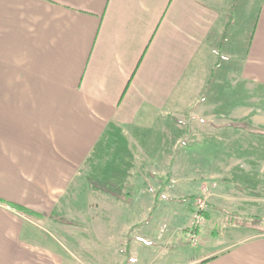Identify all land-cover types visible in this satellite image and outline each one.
Here are the masks:
<instances>
[{
  "label": "crops",
  "instance_id": "crops-1",
  "mask_svg": "<svg viewBox=\"0 0 264 264\" xmlns=\"http://www.w3.org/2000/svg\"><path fill=\"white\" fill-rule=\"evenodd\" d=\"M211 73L235 75L227 90L264 86V0H0V264H87L80 234L109 235L78 220V170L110 124L128 133L163 118L204 122ZM248 106L229 116L263 131L262 112L241 121ZM187 149L164 194L187 206L150 211L102 264H264V231L229 223L240 215L215 196L188 242L202 179Z\"/></svg>",
  "mask_w": 264,
  "mask_h": 264
},
{
  "label": "rangeland",
  "instance_id": "rangeland-1",
  "mask_svg": "<svg viewBox=\"0 0 264 264\" xmlns=\"http://www.w3.org/2000/svg\"><path fill=\"white\" fill-rule=\"evenodd\" d=\"M213 76L215 74L211 73L207 87L200 94V99H205V106L200 108L204 122L191 120L189 115L182 123L163 118L152 122L150 126H138L128 133L124 130L129 156L121 150L122 142L125 144L122 134L118 133L119 136L113 138L105 134L94 147L96 153L91 154L83 168L78 170L73 182L75 185L69 190L77 193L78 220L89 219V224L92 223L97 231L101 229L103 236L109 235V238L104 236L106 239L93 242L92 233H86L87 239L85 233L80 234L87 247L75 252L83 263L102 264L106 256L118 258L121 254L117 252V236L120 240L123 236L121 243L126 244L128 235L132 236L139 230L138 224L148 218L151 212L186 205V202L182 204L164 197L167 185L172 184L170 178L183 175V169L177 165L186 147H189L186 151L188 156L196 158L200 155V170L194 172L199 174L202 183L193 208L197 198L205 199V216L209 200L215 196V199H220L217 204L221 209L240 215L236 217L228 214L226 217L220 214L222 217H218V220H225L226 217L229 223L245 222L254 229L264 231V130L258 129L254 131L257 133H252L246 127V122L237 125L241 122H234L235 119L229 116L234 103L250 105L248 108L252 109L251 113L241 121L247 120L251 125L254 115L264 113V86H252L251 90L240 87L227 90L224 86L227 82H233L235 75H217L211 82ZM229 102L233 104L229 105ZM230 121L233 126L225 124ZM199 142L200 152L196 147ZM110 165L114 167L113 170L116 167L120 170L126 168L128 173L123 181L112 173L111 181L115 188L111 187L110 190L106 187L104 192L92 186L88 177L93 173L102 174L104 168H111ZM169 190L175 191L177 187ZM155 193L159 194L157 198H154ZM89 209L92 212L84 217L85 211Z\"/></svg>",
  "mask_w": 264,
  "mask_h": 264
},
{
  "label": "trees",
  "instance_id": "trees-1",
  "mask_svg": "<svg viewBox=\"0 0 264 264\" xmlns=\"http://www.w3.org/2000/svg\"><path fill=\"white\" fill-rule=\"evenodd\" d=\"M243 124H245V122L238 123L237 125H243ZM124 130L125 129L122 126H117L115 124H110L109 129H108V131H107L106 134H108L109 136L112 135V138H113V136L114 137L115 136L118 137L119 134H122L123 137L125 138V144H123V142H122V149L121 150H122V153H124V154H126V155L129 156L130 155V152L128 150V147L126 146V136L124 134V132H125ZM94 153H96V150L95 149L93 150L92 155H94ZM121 163H123V162H121ZM110 167L111 168H108V166H107L106 168H104L103 171H102V174L101 173L100 174L97 173V175L95 173L91 174L88 177V180H89L90 184L92 186L96 187L99 190H104V192H105V188L106 187H108L110 190H111V187H114L115 188V184L111 181V178L113 176L112 173H115L116 174V177H120L119 179L122 180V181L124 179H126L124 177L128 173L126 171V168H125V170L124 169L123 170H120V169H118V167H116L113 170L112 168H114V167L112 165H110ZM111 174H112V176H111ZM12 208H14L16 211L20 212L24 216H28V217H32V218L35 217V214L32 211H30V210H28L26 208L19 207V206H13Z\"/></svg>",
  "mask_w": 264,
  "mask_h": 264
},
{
  "label": "built area",
  "instance_id": "built-area-1",
  "mask_svg": "<svg viewBox=\"0 0 264 264\" xmlns=\"http://www.w3.org/2000/svg\"><path fill=\"white\" fill-rule=\"evenodd\" d=\"M205 199L197 198L193 208V220L191 227L187 229V239L192 245H196L199 241L197 235V228L202 225L205 221L204 211H205Z\"/></svg>",
  "mask_w": 264,
  "mask_h": 264
}]
</instances>
